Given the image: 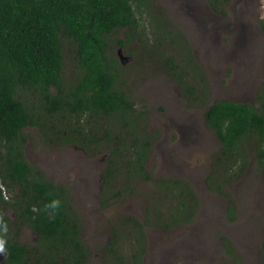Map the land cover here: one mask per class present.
Masks as SVG:
<instances>
[{
    "label": "trees",
    "instance_id": "obj_1",
    "mask_svg": "<svg viewBox=\"0 0 264 264\" xmlns=\"http://www.w3.org/2000/svg\"><path fill=\"white\" fill-rule=\"evenodd\" d=\"M208 1L224 14L231 2ZM149 7H154L150 0H0V220L8 229L0 233L6 240L0 264L89 260L71 188L56 183L27 157L26 144L35 140L28 131L32 127L46 144H75L93 155L111 150L101 191L104 208L115 197L126 196L127 185L151 183L144 216H117L111 225L113 264H144L147 227L173 231L197 216L201 200L189 179L156 178L147 168L155 133L149 130L148 111L125 89L126 66L113 50L133 37L152 46V57L164 62L185 96L202 100L192 104L205 105L206 122L221 143L206 177L209 189L230 196L226 185L247 172L252 155L264 175V88L261 106L234 100L208 105L209 80L189 36L160 16L158 8L152 14ZM122 31L127 40L119 36ZM68 56L73 57L71 75L66 72ZM53 198L62 203L54 218L44 209ZM234 212L231 202L232 220ZM24 227L38 234L33 246L21 239ZM224 240L234 261L248 264Z\"/></svg>",
    "mask_w": 264,
    "mask_h": 264
},
{
    "label": "rangeland",
    "instance_id": "obj_2",
    "mask_svg": "<svg viewBox=\"0 0 264 264\" xmlns=\"http://www.w3.org/2000/svg\"><path fill=\"white\" fill-rule=\"evenodd\" d=\"M150 2L158 8L160 16L189 36L194 56L209 80L208 105L234 100L261 106L264 0H231L225 14L214 11L208 0ZM154 7H149L152 14L157 13ZM119 36L128 38L124 31ZM150 49L152 46L141 45L138 37L113 48L126 66L124 87L133 94L137 106L148 111L149 130L155 133L146 165L156 178L166 175L189 179L201 204L197 216L188 225L173 231L147 227L144 264H238L227 253L224 238L232 242L237 254L248 264H260L264 240V175L256 166L255 156H251L247 172L226 185L230 196L209 189L206 177L221 143L206 122L205 105H194L202 100L196 98L197 102H192L183 94L164 62L152 57ZM67 61L70 65L66 72L71 75L73 57L71 61L68 56ZM28 131L35 138L26 144L30 162L56 183L71 188L82 222V239L89 248L88 264H113V255L108 251L114 237L111 225L117 216H144L146 194L153 189L151 183L127 185V189L123 188L126 196L115 197L110 201L112 205L104 208L101 191L111 150L93 155L75 144H46L38 128ZM231 202L235 204L234 220L229 216ZM20 235L30 246L38 239V234L28 227L22 228ZM122 239H129L128 234L122 235ZM0 258L5 260L6 252Z\"/></svg>",
    "mask_w": 264,
    "mask_h": 264
},
{
    "label": "clouds",
    "instance_id": "obj_3",
    "mask_svg": "<svg viewBox=\"0 0 264 264\" xmlns=\"http://www.w3.org/2000/svg\"><path fill=\"white\" fill-rule=\"evenodd\" d=\"M61 207L62 203L59 198H53L44 205L45 211L49 212L53 218L55 217V214L61 209ZM7 230V225L2 220H0V233H7ZM5 245V238L3 235H0V254L5 253Z\"/></svg>",
    "mask_w": 264,
    "mask_h": 264
}]
</instances>
